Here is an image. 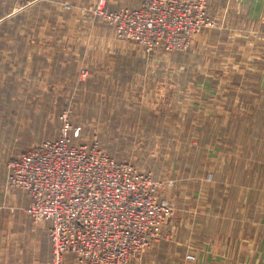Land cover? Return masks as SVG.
I'll use <instances>...</instances> for the list:
<instances>
[{"label": "rangeland", "instance_id": "1", "mask_svg": "<svg viewBox=\"0 0 264 264\" xmlns=\"http://www.w3.org/2000/svg\"><path fill=\"white\" fill-rule=\"evenodd\" d=\"M28 1L14 5L1 28L13 39L14 49L21 42L16 40L34 35V28L24 29L29 20L37 23L38 41L44 36L38 32L42 12L37 7L30 14ZM115 1L121 2L80 0L74 5L68 21H79L80 26L70 25L63 41L54 34L51 72L42 65L33 93H28V83L21 78L19 84L16 77L6 78L13 83L0 86V98H5L0 99V177L11 156L58 139L61 116L66 114L68 123L80 130L73 145L96 144L114 161L149 172L162 184L160 196L170 206V218L161 238L127 264L189 263L194 259L186 256L194 254L187 252L188 242L174 240L172 224L180 216L201 218L198 213H204L212 182L208 168H219L226 150L234 152V145H241L234 135L239 138L246 124L237 115L241 109L233 104L253 97L256 75L264 70V42L246 29L226 27L207 9L212 26L196 34L186 50L166 51L161 46L146 50L140 43L119 40L114 26L91 10L99 2L108 12L132 10L139 0H125V6L117 9ZM60 44L69 59H58L65 56ZM20 99L26 101V108L20 107ZM260 127L259 143L246 139L241 143L248 149L258 146L257 155L264 156V124ZM248 128L246 132H252ZM67 255L64 264H77Z\"/></svg>", "mask_w": 264, "mask_h": 264}, {"label": "built area", "instance_id": "2", "mask_svg": "<svg viewBox=\"0 0 264 264\" xmlns=\"http://www.w3.org/2000/svg\"><path fill=\"white\" fill-rule=\"evenodd\" d=\"M206 1L142 0L135 9L116 12L99 2L91 10L114 26L121 41L146 50H186L196 34L212 26ZM61 120L58 139L5 163L7 187L27 193L24 211L33 222L49 223L50 264H64L66 254L77 264H127L161 238L170 218V206L160 196L162 184L149 172L114 161L96 144L73 145L80 130L66 114Z\"/></svg>", "mask_w": 264, "mask_h": 264}, {"label": "crops", "instance_id": "3", "mask_svg": "<svg viewBox=\"0 0 264 264\" xmlns=\"http://www.w3.org/2000/svg\"><path fill=\"white\" fill-rule=\"evenodd\" d=\"M140 2L131 8L138 7ZM22 3L19 0H0V86L13 83L6 78L16 77L18 84L21 78L28 83V93H33L36 79L41 74L38 70L42 65L46 72L52 68L49 61L53 59L54 34L63 41L69 34L70 25L80 26L79 21H68L67 15L75 11L74 5L79 4L80 0H33L27 11L36 13L39 7L42 15L38 32L44 36L38 41L37 23L29 20L28 27L24 29L30 32L34 28V35L27 33L23 40H16L21 42H15L18 46L14 49L13 39L4 35L1 28L6 25L11 8ZM206 4L212 18L219 19L228 28L246 29L254 38L264 42V0H207ZM121 6H125V0H121L114 9ZM106 8L110 10L108 5ZM60 45L59 51L65 56L58 59H69L68 51L62 48L63 44ZM8 46L12 48L5 51ZM38 55L41 56L39 60ZM43 61L49 64H42ZM252 88L258 97L254 93L251 99L233 104L237 105L236 109H241L237 115L246 124L245 132L239 138L234 135L241 145H234V152L226 150L219 168H208L212 173V182L209 184L210 194L207 192L205 198L204 213H198L201 218L180 216L178 223L172 224L174 240L177 238L188 242L187 252L194 254L192 262L174 264H264V162L260 161L264 156L257 155L258 146L253 145L248 149L241 143L245 139L256 140L257 143L262 140L260 125L264 124V70L258 72ZM248 89L244 88L243 91L247 92ZM0 99L5 100L3 97ZM19 105L21 108L27 107L26 101L21 99ZM228 115L225 114L227 118ZM222 123L228 125L227 120H222ZM249 126L252 132H246ZM232 153L238 156H231ZM5 163L0 177V264H49L51 244L45 232L49 223L43 221L44 227H39L25 213L28 195L23 190L7 187ZM181 252V256L185 254V251ZM67 256L73 260L72 255ZM66 263L74 264L71 261Z\"/></svg>", "mask_w": 264, "mask_h": 264}]
</instances>
